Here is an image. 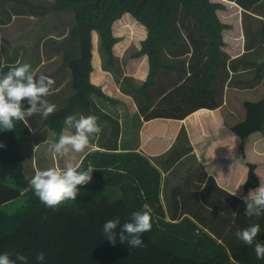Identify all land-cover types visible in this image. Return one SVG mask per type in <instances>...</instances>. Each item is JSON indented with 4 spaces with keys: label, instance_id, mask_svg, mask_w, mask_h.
I'll use <instances>...</instances> for the list:
<instances>
[{
    "label": "trees",
    "instance_id": "obj_1",
    "mask_svg": "<svg viewBox=\"0 0 264 264\" xmlns=\"http://www.w3.org/2000/svg\"><path fill=\"white\" fill-rule=\"evenodd\" d=\"M234 1L55 0L54 9L67 13L63 17L75 23L71 30L77 37L79 55L69 60L75 92L46 122L59 139L64 119L76 105L92 113L91 94L112 103L118 101L93 78L95 42L98 38L102 55L105 52L104 68L113 70L117 66L116 45L121 40L115 27L118 21H125V15L146 28L133 55L146 56L149 63L146 79L135 88L143 98L149 97V87L160 70L174 68L163 59L162 43L182 46L175 53L179 59L184 58L182 48L187 45L191 52L189 74L158 98L145 118H186L206 169L227 189L237 191L235 216L221 238L192 216L168 218L161 196L163 172L136 149L90 150L82 159V168L94 169L91 182L78 186L80 193L72 203H64L57 211L46 208L26 190L31 178L25 172L22 142L32 128L27 121H18L13 130H0V143L5 145L0 147V253H22L28 257V264H38L35 256L39 251L46 254L43 264H264L256 258L254 245L247 246L236 237L238 230L259 224L257 241L264 243V215L246 217V206L239 198L264 183V92L256 99H244L240 116L222 106L225 85L247 89L253 80L261 83L264 19L247 10L264 8V1ZM239 5L246 8V21L241 18ZM249 18L255 21H247ZM242 26L247 40L244 52L242 40L236 39ZM252 64L256 70L248 76ZM22 196L24 204L12 209V202ZM203 197L207 199L206 194ZM145 206L151 209L152 228L143 234V247L129 248L118 238L113 245L104 237L102 225L106 220L118 216L123 224L132 212L143 211ZM219 218L220 226L225 224L226 220Z\"/></svg>",
    "mask_w": 264,
    "mask_h": 264
},
{
    "label": "crops",
    "instance_id": "obj_2",
    "mask_svg": "<svg viewBox=\"0 0 264 264\" xmlns=\"http://www.w3.org/2000/svg\"><path fill=\"white\" fill-rule=\"evenodd\" d=\"M54 3L55 0H0V65L16 67L19 64H22V61L25 58L28 59L30 57H34L35 55L37 60H41L42 62L38 64L39 66H34V70L32 71L36 73L39 72V70H41L39 69L41 65L48 61L49 63L45 64V66L49 64L47 69L43 70V73L45 75L51 77L52 79H54L55 77H60L59 75H65L67 71V61L63 66L60 65L57 60L58 56H56L55 54L51 55L49 58L46 57L44 47L43 49H41V46L45 44L44 42L35 45L34 42L31 41L33 34L37 30L38 24L39 26L42 24V28L46 29L44 33L46 34V37L55 38V32L53 31L52 27L50 29L47 28L46 23L48 22V19H51V21L53 22V19L58 20L59 18L58 16H54L53 18V16L45 17L44 15V12L46 10L54 8ZM23 5H26L27 7H24ZM239 6L241 18L243 19L246 8L241 5ZM258 9H263V11H247H249L248 13H250V15H254V17L264 19V8L259 7ZM57 15H61L63 17L62 14ZM247 21H255V19L252 20L251 18H249L247 19ZM66 22L68 23V27H73L75 25V23H72L70 25V22L66 19H60L61 25H58V28L63 27L64 29L62 31L65 32H67ZM120 23H127L130 24L131 27H133L132 20L130 18L125 19V21L120 20L116 23L115 27L117 34L118 27L121 26ZM134 23L138 24L137 22ZM243 32L244 29L242 26L241 36H236V39L242 40L240 42H242V51L244 52L246 51L245 44L247 43V40ZM44 34L42 35L45 36ZM65 34L67 35L68 33ZM30 43H33L34 48L28 47ZM95 48L97 53V61L99 60V63L97 66L96 61L95 73L97 77L94 80L98 84L103 86L106 91L111 86L113 88V93L109 95L115 99H118V101L112 103L109 100L100 97L98 94L93 93L90 95V100L92 102V113H89V111L80 104L74 107L71 115H75L77 118H79L80 116L89 115L96 116L97 123L102 127V132L100 133L98 139L91 140L89 146L83 153H70V157L74 156L75 161L80 162L87 154V152L95 148L104 150H141L145 154H147L150 159L161 169L164 179L167 175H169L167 171L171 172L168 177H170L171 181L174 182H171V187H167V189L166 186L162 185V191L166 195H172L175 200L178 199L180 188H182L185 192V194H182L183 196L186 195L191 199L196 198L197 195H195L194 190L190 188H192V186L194 187V184L197 183H199L201 187L204 184H208L217 185V187L227 189L219 182L217 176L206 169L204 163L202 162V159L197 153L194 142L190 136L186 118L173 119L166 117H157L146 120L143 113L139 112V108L137 107L136 102H134V100L132 99L131 94L126 93L127 91L123 92L120 84H122L123 86L124 83L122 82L119 84L118 80L115 77V74L111 69H104L102 62V53L100 50V42L98 38L95 42ZM60 49L62 48L60 47ZM42 51L44 55L41 54ZM117 53L116 56L119 60L121 56L119 55V53ZM75 54H79L78 41H76L74 52L69 53V55ZM138 58L139 61L130 67L123 66L119 62V65H121L120 68L121 70H123L125 75L137 76L139 78L144 77V72L148 70V59L143 55ZM32 60L33 58L29 59V62H31ZM8 70L9 69L7 67L4 68V72H7ZM129 70L132 71V73H129ZM74 92L75 88L73 86L72 78L67 71L66 79L55 85L53 94L45 97V99L50 104H54L56 106V111L57 108L63 107L69 101ZM238 92H240V90H238ZM226 100L227 99H225V101ZM231 102L232 101H230V103ZM114 105L117 107L113 108ZM22 107H29L26 100L22 102ZM134 107L138 109L137 114L140 119L132 117L135 113H133L131 109H133ZM225 109L228 113L235 112L234 116L242 115V112H240V114L238 115L236 110L233 108H229V106H226ZM47 118H44L41 115L37 114L26 119V121L32 128V133L22 142V148L23 152L26 155V161H28L25 164L26 171H28L29 169L28 176L30 178H32L35 172L38 170H45L48 168L63 169L65 167L66 159L54 157L53 154L48 150L49 144L57 142L58 138L56 136V132L47 125ZM70 131L74 132V129L69 130L65 126L63 134L70 133ZM177 145L180 147L178 148V151L181 152V155L179 153L180 156L176 161L177 155L172 157L171 153L174 151ZM182 162L186 163L185 170L182 172H177L175 174V171L178 169V166ZM187 173L190 176L189 179H185V175ZM193 175H195L196 177H194ZM211 175L215 178L212 181ZM165 190L167 191V193H165ZM227 190L230 193H233V191L229 189ZM191 191L193 193H191ZM219 192L220 190L218 188L213 194H210L207 191H203L202 196L206 194V202H208L207 200H209L210 198L212 200ZM198 195L200 196L201 194ZM216 200L217 196L215 199H213V201ZM169 210L166 207L168 215L169 212H171ZM181 213L182 212L180 210L173 212V217H171L170 219L182 218L184 215L182 216ZM219 215L220 214H218V216Z\"/></svg>",
    "mask_w": 264,
    "mask_h": 264
},
{
    "label": "clouds",
    "instance_id": "obj_3",
    "mask_svg": "<svg viewBox=\"0 0 264 264\" xmlns=\"http://www.w3.org/2000/svg\"><path fill=\"white\" fill-rule=\"evenodd\" d=\"M9 70L4 72V68ZM54 80L44 74L32 71L28 63L19 64L16 67L0 65V130H13L15 122L26 121L34 115L47 118L55 111V105L50 104L45 97L53 94ZM27 101L29 107H22V102ZM67 129L73 130L67 134H61L55 143L48 146L49 152L57 158H65L63 169L48 168L38 170L29 181L27 191H32L40 202L48 209L57 211L66 201H75L80 193L78 186H85L92 180L93 168L83 170L82 161H75L70 153H83L91 140L98 139L102 127L97 123L94 115L80 116L68 115L64 119ZM0 143V147H4ZM237 195V191L231 193ZM239 198L245 204L244 215L246 217L259 218L264 215V183L250 190L248 194ZM119 226V231L117 228ZM152 215L147 206L143 211H134L131 218L121 224L117 216L106 220L102 225L104 237L115 245L117 238L121 244H127L129 248L143 247V234L151 231ZM260 234V225L250 226L238 230L236 237L247 246L254 245V252L258 260H264V243L257 241ZM13 255L15 259H13ZM46 259L44 251L37 252L35 260L43 264ZM28 264V257L22 253H0V264Z\"/></svg>",
    "mask_w": 264,
    "mask_h": 264
},
{
    "label": "rangeland",
    "instance_id": "obj_4",
    "mask_svg": "<svg viewBox=\"0 0 264 264\" xmlns=\"http://www.w3.org/2000/svg\"><path fill=\"white\" fill-rule=\"evenodd\" d=\"M233 2H236L234 0H232ZM264 0H262L261 2H263ZM260 2V3H261ZM20 5V4H18ZM24 7H27L26 5H23ZM30 7V6H28ZM27 10V8H26ZM63 12V11H62ZM240 12V10H239ZM69 13V12H68ZM60 14V11L57 12V10L50 9V10H46L44 12L45 17L47 16H58V20L53 19V22L51 21V19H48L47 21V28H51L53 29V31L55 32V38H48L46 37L45 31L46 29L42 28V24L39 26H37V30L35 31V33L32 36V40L34 42L35 45L40 44L41 42L45 43L41 46V49H43L46 52V57H50L51 55H56L58 63L60 65H64L67 61V71L69 73V75L72 78V71L68 66V62L72 57L78 56V55H69V53L74 52V47L76 45V39L77 37H74V34L72 33V28L74 27H68V23H67V32L62 31L64 28H58V25L60 24V19H65L66 18V14L67 13H61L63 14V16L65 18H63L61 15H57ZM241 15V13H240ZM70 16H72V18H74L73 14L70 13ZM130 18L132 20V24L133 27L128 26L130 24L127 25H123V23H120V27H118V34L121 36V40L119 41V43L116 45V53L118 52L119 55L121 56L120 59L118 60L116 58L117 62V66H115L112 70V72L115 74L116 79L118 80L119 84L120 83H124L123 86L122 84H120L121 88L123 89V92L129 93L132 96V99L134 100V102H136L137 107L139 108V112L143 113V115L145 116V114L152 109L155 106V102L157 101L158 98L162 97L164 94H166L167 92H169L171 89H173L175 87V85L177 84V82L179 81V79L181 78L182 80L189 74V65H190V60H188V58L190 57V50L189 47L187 45L183 46V59H179L178 56H176V52H178V50L182 47H180V45L177 43H162L161 46V51H162V55H163V59L165 62L173 64L174 68H170V69H162L158 72L157 76H156V82L151 85L149 87V91H148V95L149 97H145L143 98V96L141 94H139L135 88H137L142 82L143 80L146 79L145 77V73L144 72V77L143 78H139L137 76H128L125 75L123 70H121L120 66H132L133 64H135L136 62L139 61V58H133L134 53L139 49V36H144L146 28L144 29L142 26L138 25L140 23H138L133 17H131L129 14L124 16V19ZM178 20V17L176 18V21ZM182 20V19H181ZM137 22L138 24L134 23ZM182 22V21H181ZM73 22H70V25ZM41 28V29H40ZM61 29V30H60ZM65 33H68L67 35ZM244 33V32H243ZM42 34H44L45 36H43ZM177 34H179V30L177 32ZM246 38V36H245ZM14 40V39H13ZM134 40V41H131ZM57 41V42H56ZM101 46V44H100ZM17 47V46H16ZM19 47V46H18ZM28 47H32L34 48L33 43H30ZM60 47L62 49H60ZM79 47V45H78ZM76 50V49H75ZM104 49H102L103 52ZM180 51V50H179ZM188 52V53H187ZM105 52H103L102 55V62L104 61V58L106 57V55H104ZM117 53V54H118ZM43 51H42V53ZM69 55V56H68ZM32 56V54H31ZM33 60L31 62H29V59ZM41 60H37V58L35 57H30V58H25L22 61L23 63H28L31 65V69L34 70V66H37L39 63H41ZM119 62L121 65H119ZM46 63H49L48 61H46L45 63H43L41 65V67L39 69V72H37V74H44L43 70L47 69L48 65L47 64L45 66ZM99 60L97 61V66H98ZM39 66V65H38ZM105 69V68H104ZM148 69H149V63H148ZM255 68H254V64L250 65V69H249V75H253L255 73ZM67 71L65 73V75H59L60 77H55L54 80V87L55 85H57L58 83H60L61 81H64L66 79V74ZM130 71V70H129ZM148 71V70H147ZM126 72V71H125ZM129 73H132V71H130ZM260 76H261V80L259 83V80H253L251 81V85L249 88H241L239 89V87L235 88V87H231V85L228 87L227 85H225V97L224 100L227 99L226 101L223 102V107L229 106V108H233L236 110V112L238 113V115L240 114V112H244V109L241 105V102L246 99V98H251V99H256L258 97H260L262 95V93L264 92V66L261 67L260 69ZM45 75V74H44ZM97 77L96 73L94 72V79ZM181 80V81H182ZM72 82H73V78H72ZM70 84V82H69ZM237 85V83H235ZM240 90V92L237 91ZM108 94H112L113 93V88L110 86L107 91ZM237 92V93H236ZM175 98H179L177 96H175ZM230 101L233 102V104L230 103ZM117 106H113V108H116ZM60 108V107H59ZM57 108V109H59ZM56 109V110H57ZM133 111V118H138V114H137V110L135 107L133 109H131ZM123 111V108H122ZM147 111V112H146ZM158 114V113H156ZM146 119V118H145ZM175 148V147H174ZM178 148H180L178 145L176 146V148L174 149V151L171 153V156H175L176 157V161L177 158L181 155V152L178 151ZM23 150V148H22ZM176 150V151H175ZM180 153V155H179ZM25 154V153H24ZM188 158V157H187ZM196 158V157H195ZM28 161L25 160V163H27ZM185 166L186 163L182 162L179 166L178 169L175 171V174L177 172H182L185 170ZM25 172L28 175L29 174V169L28 171H26V164H25ZM167 173L170 175V171H167ZM169 175H167L164 179L163 176V183L162 185L166 186V187H171V182L173 183L174 181H171V178L168 177ZM185 179H189V174L187 173ZM194 177H196L195 175H193ZM29 177V176H28ZM212 179H215L212 175H211ZM190 183V182H189ZM207 185V186H206ZM219 189L220 192L216 195L217 196V200L213 201V199L216 198V196L211 200V198L209 200H207L208 202H206V199L202 198V192L203 191H207L210 194H213L216 192V189ZM195 192L196 198H188V196L186 195H182L185 194V192L183 191L182 188L179 189V195H178V199L175 200L172 195L170 194H164L163 191H161V196H162V200L165 204V207L168 208L169 211V215L167 214L168 218L170 219L171 217H173V212L180 210L182 213L181 215L185 216H192L194 219H198L199 223L206 229L210 230L214 235H216L218 238H221V236L224 234L223 232H225L234 216H235V208L236 205L238 203V196L236 195H232L227 189L222 188V187H217V185H208V184H204L202 187L199 183L194 184V187L192 186V188ZM163 190V189H162ZM188 192V190H187ZM198 194H201L200 196ZM235 196V197H234ZM188 198V199H187ZM25 202V197H20L16 200H14L12 202V209H15L17 207H21ZM65 203L70 204L72 203V201H66ZM218 214H220V217L222 219H225L226 221L224 222L225 224L220 226L221 223V219L219 218ZM180 215V214H179ZM206 216V217H205ZM175 219H179V218H175ZM214 220V221H213ZM215 223H218L215 225Z\"/></svg>",
    "mask_w": 264,
    "mask_h": 264
},
{
    "label": "bare ground",
    "instance_id": "obj_5",
    "mask_svg": "<svg viewBox=\"0 0 264 264\" xmlns=\"http://www.w3.org/2000/svg\"><path fill=\"white\" fill-rule=\"evenodd\" d=\"M200 64V63H199Z\"/></svg>",
    "mask_w": 264,
    "mask_h": 264
}]
</instances>
